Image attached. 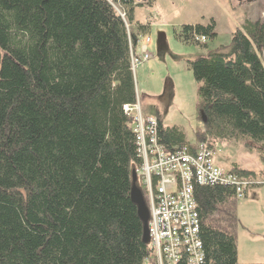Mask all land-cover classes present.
I'll use <instances>...</instances> for the list:
<instances>
[{"label":"trees","instance_id":"obj_1","mask_svg":"<svg viewBox=\"0 0 264 264\" xmlns=\"http://www.w3.org/2000/svg\"><path fill=\"white\" fill-rule=\"evenodd\" d=\"M154 3L0 0V264H153L130 198L141 159L123 106L136 102L131 55L149 28L134 9ZM173 36L206 47L198 38H215V23ZM262 48L264 18L245 19L228 46L188 61L202 128L188 140L157 120L165 150L236 142L264 163ZM194 197L200 264H237L235 236L218 225L233 188L197 186Z\"/></svg>","mask_w":264,"mask_h":264},{"label":"rangeland","instance_id":"obj_2","mask_svg":"<svg viewBox=\"0 0 264 264\" xmlns=\"http://www.w3.org/2000/svg\"><path fill=\"white\" fill-rule=\"evenodd\" d=\"M133 17L139 23H149L138 45L149 38L150 58L133 70L139 110L159 117L164 126L180 129L191 140L202 122L197 110L198 84L188 61L207 50L228 46L231 34L245 19H263L264 0H155L152 7H135ZM210 19L216 36L200 41L206 47L184 44L173 36V30L182 25H205ZM260 55L264 64V48ZM214 161L224 170L237 165L257 174L254 180L259 183L224 209L218 225L235 236L237 264H264V163L256 150L236 142L216 143Z\"/></svg>","mask_w":264,"mask_h":264},{"label":"built area","instance_id":"obj_3","mask_svg":"<svg viewBox=\"0 0 264 264\" xmlns=\"http://www.w3.org/2000/svg\"><path fill=\"white\" fill-rule=\"evenodd\" d=\"M205 41L204 37L198 38ZM146 38L140 55H131L132 68L150 58ZM133 117L137 155L141 159L137 176L146 192L148 203V235L153 264H187L203 261L198 236L199 216L194 188L197 186H230L234 199H242L253 183L234 172L225 171L214 163V150L207 142H198L191 150L183 146L167 151L158 142V121L143 115L138 103L123 106Z\"/></svg>","mask_w":264,"mask_h":264},{"label":"water","instance_id":"obj_4","mask_svg":"<svg viewBox=\"0 0 264 264\" xmlns=\"http://www.w3.org/2000/svg\"><path fill=\"white\" fill-rule=\"evenodd\" d=\"M131 178H132L133 185L130 190V198L136 204L137 214L143 222V240L145 242H149L148 226H147L149 211L143 200V196L139 188L136 185L137 180H138L136 169H132Z\"/></svg>","mask_w":264,"mask_h":264},{"label":"crops","instance_id":"obj_5","mask_svg":"<svg viewBox=\"0 0 264 264\" xmlns=\"http://www.w3.org/2000/svg\"><path fill=\"white\" fill-rule=\"evenodd\" d=\"M141 45H142V44H141ZM141 45L139 46V45H138V42H137V44L135 45L134 51H135L136 54H139L140 49H141ZM135 76L137 77L136 74H135ZM146 116H152V117H155V118L157 119L156 116H153L152 114H149V113H147ZM158 120L161 122V120L159 119V117H158ZM214 163H215V161H214ZM215 165H216V164H215ZM232 166H234V165H232ZM232 166H231V167H232ZM235 166H237V165H235ZM231 167H230V168H231ZM237 167H238V166H237ZM220 168H221V167H220ZM230 168H229V169H230ZM221 169H222V168H221ZM229 169H227L226 171H229ZM223 170H224V169H223ZM255 181H256V180H255ZM247 190H248V189H247ZM246 193H247V191H246ZM245 195H246V194H245ZM236 251H237V250H236Z\"/></svg>","mask_w":264,"mask_h":264},{"label":"bare ground","instance_id":"obj_6","mask_svg":"<svg viewBox=\"0 0 264 264\" xmlns=\"http://www.w3.org/2000/svg\"><path fill=\"white\" fill-rule=\"evenodd\" d=\"M135 54V53H134ZM133 53H132V55H134ZM132 64V63H131Z\"/></svg>","mask_w":264,"mask_h":264}]
</instances>
